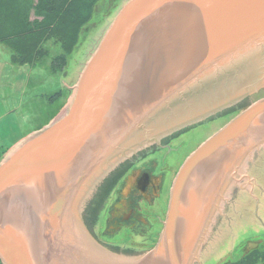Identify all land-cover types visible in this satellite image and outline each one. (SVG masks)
I'll use <instances>...</instances> for the list:
<instances>
[{"label": "water", "instance_id": "obj_1", "mask_svg": "<svg viewBox=\"0 0 264 264\" xmlns=\"http://www.w3.org/2000/svg\"><path fill=\"white\" fill-rule=\"evenodd\" d=\"M263 60L264 0H127L85 62L66 104L0 159V264H39L41 258L42 264L62 263L54 241L66 232L70 213L99 251L140 264L164 252L174 232L194 226L196 206L188 193L208 171L210 185L197 202L201 233L189 256L192 264L223 194L264 148ZM240 69L254 79L217 102L216 96L234 87ZM206 84L211 89L205 90ZM196 86L200 99L212 94L215 105L166 122L177 106L187 107ZM245 100L249 104L177 170L151 250L121 257L92 238L83 211L110 171L162 136ZM249 245L247 250L257 246ZM40 247L45 255L39 258Z\"/></svg>", "mask_w": 264, "mask_h": 264}, {"label": "rangeland", "instance_id": "obj_2", "mask_svg": "<svg viewBox=\"0 0 264 264\" xmlns=\"http://www.w3.org/2000/svg\"><path fill=\"white\" fill-rule=\"evenodd\" d=\"M126 1L99 0L61 69L51 68V58L61 54L60 46L52 40L46 43L50 56L35 66L11 63L10 49L0 44V159L16 142L45 123L60 105L59 111L66 104L70 88L85 62ZM57 93L61 94V99L57 98ZM248 104L245 100L203 120L192 121L121 162L108 173L86 204L82 220L87 232L117 256L135 258L146 254L158 241L171 182L181 164ZM140 167L153 169L154 175L163 177L161 195L150 204L140 202L142 226L114 229L110 219L114 203L131 188L134 178L125 182L127 174ZM242 168L223 194L192 264L233 262L252 251L247 250L250 243L257 244L254 249L264 246V148Z\"/></svg>", "mask_w": 264, "mask_h": 264}, {"label": "trees", "instance_id": "obj_3", "mask_svg": "<svg viewBox=\"0 0 264 264\" xmlns=\"http://www.w3.org/2000/svg\"><path fill=\"white\" fill-rule=\"evenodd\" d=\"M98 2L0 0V44L10 49L11 63L35 66L50 56L46 43L52 40L60 46L61 54L51 58V68L61 69L77 45L81 29L91 20ZM56 96L61 99V94ZM60 106L45 123L56 115ZM224 264H264V246L245 253L237 261Z\"/></svg>", "mask_w": 264, "mask_h": 264}, {"label": "bare ground", "instance_id": "obj_4", "mask_svg": "<svg viewBox=\"0 0 264 264\" xmlns=\"http://www.w3.org/2000/svg\"><path fill=\"white\" fill-rule=\"evenodd\" d=\"M258 56V55H257ZM256 56V57H257ZM250 60V61H249ZM247 60L251 65H254L255 62H252V58ZM264 61V60H263ZM242 62V61H241ZM258 62L255 67L259 66ZM252 67L248 65L247 69L250 71ZM252 72V71H251ZM250 72V73H251ZM240 74L234 84V87H231L227 92V90H224L221 95H218L216 97H220L217 102L222 101L224 102L225 98H221L222 96L232 93L235 91H238L241 89L242 86L250 82L252 79H254L253 74L246 75L244 74V70L240 69ZM224 80V81H223ZM223 82H218L215 87L219 88L222 84L230 83L231 78L225 80L223 79ZM203 82V81H202ZM198 86L192 88L194 90V94L190 95L189 101H191L189 104H186L187 107L182 106L181 104L176 107V110H174V114H171L170 118L166 121H170V123H173L175 121L182 120L186 118L187 114H194L198 112H203L204 110L211 108L215 105L216 102H211L213 100L212 94H210L207 98L199 97ZM206 89H211V86L207 87ZM225 89V88H223ZM190 90L186 91L187 93ZM212 93V92H209ZM183 111V112H182ZM193 116V115H191ZM4 155V154H3ZM201 173V172H199ZM208 171L203 172L202 175H200L195 181L198 189H193L188 193L189 198L192 200L193 207L196 206V211H194V217L197 219L194 223V226L190 228H185L181 231L174 232L172 236H169L167 246L165 247L164 252H158L155 255L150 256L146 260H142L140 264H188V261L190 260L189 256L192 254V250L195 249L196 239L198 238L199 234L201 233V230L199 228V222L201 219V216H198V205L197 202L199 198L206 193V188L210 185V177L207 178ZM205 179V182H204ZM198 180L200 182H198ZM203 212L205 210V205L201 209ZM205 213V212H204ZM66 232L63 233L60 237V240L54 241V244L61 249L60 255H61V262L60 264H136V262H133L129 259H121L119 257L115 256H109L105 253L99 251L97 247L90 243L88 239L85 238L82 230L77 225V218L76 214L70 213L66 217ZM77 223V224H76ZM200 230V233L198 232ZM41 248V249H40ZM35 250V254L37 251V255L40 258L42 255H45L44 247H40ZM43 248V250H42ZM46 250V249H45ZM63 251V252H62ZM52 253V251L50 252ZM181 254V255H180ZM38 263L42 264V258L38 259Z\"/></svg>", "mask_w": 264, "mask_h": 264}, {"label": "flooded vegetation", "instance_id": "obj_5", "mask_svg": "<svg viewBox=\"0 0 264 264\" xmlns=\"http://www.w3.org/2000/svg\"><path fill=\"white\" fill-rule=\"evenodd\" d=\"M153 169L140 167L132 169L126 176L125 182L133 179L128 193L114 203L111 213V225L114 229L135 228L142 226L144 220L139 211L140 202L145 205L154 202L161 195L163 177L153 174ZM137 172H139L137 174ZM161 177V178H160Z\"/></svg>", "mask_w": 264, "mask_h": 264}]
</instances>
